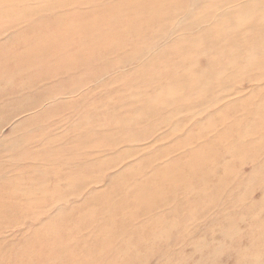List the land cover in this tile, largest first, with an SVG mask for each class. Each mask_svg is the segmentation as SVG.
Here are the masks:
<instances>
[{
	"label": "bare ground",
	"instance_id": "1",
	"mask_svg": "<svg viewBox=\"0 0 264 264\" xmlns=\"http://www.w3.org/2000/svg\"><path fill=\"white\" fill-rule=\"evenodd\" d=\"M67 1H57L56 4L55 0L46 2L53 7L51 11L53 12L55 8L60 10L66 8L69 4ZM200 1L161 0L171 13L167 14L171 19L167 23L180 15L192 16L187 22L170 26L165 24L161 26L160 21L164 16L160 13L146 15V11L151 9L150 0L115 2L99 8L94 16H87L82 22L66 24L65 27H61L60 36L55 38L43 35L28 37L26 34L29 29L44 27L40 24H12L14 20L12 14L7 10L0 11L1 17L9 16L13 19L8 24H1L0 28L4 27L7 35H13L17 41L23 43V49L16 55L8 51L13 58L0 63V72L3 77L9 76L6 78L17 74L20 76L23 73V80L24 78L29 80L18 86L4 81V78L0 82V121L8 120L9 116L4 113L10 112L8 113L10 115L13 112L21 113L28 110L26 106L32 105L24 100V104L21 103L23 97L20 95L11 97L14 93H20L24 85L38 89L45 84L42 87L46 89L43 96L52 102L47 103V108L42 107L37 112L39 115L36 114L24 121L36 123L39 128L37 132H40L39 142L41 143V139L46 140L38 144L39 142L33 138L26 137L35 133L25 135L28 131L32 132L27 129L19 131L25 135L23 138L27 142L22 141L30 144L36 142L27 148L38 144L36 152L42 153V158L46 157L40 159L41 161L30 158L26 165H36L40 170L47 167V171L51 166L54 173L49 174H52V181H55L49 198L45 197L50 189L47 187L48 183L43 180L34 183L32 176L28 178L27 174H23V182L11 184L10 188L5 187V191L0 189V228L8 223H16L22 218L24 220L32 216V212L39 210L42 212L47 205L62 200L64 196L60 195V184H73L76 189L101 177L102 173L99 174L98 169H103L108 163L100 164L94 155L103 151H114L119 145H126L142 138L145 133H140V124L153 128L157 124L169 122L173 114L184 108L197 111L193 131L187 132L185 137L176 139L168 148L156 150L149 163L142 159L135 166L128 167L116 177L109 179L106 191L90 193L81 204L57 207L48 221L21 233L15 243L22 258L15 260L10 253L5 252L0 254V264H143L141 252L152 258L153 264H159L164 256L171 260L172 256L181 255L178 249L172 248L173 241H184L187 247L199 243V238H194V241L185 239L186 235L183 234L185 226L189 228L188 233L194 237L193 231H196V228L199 230L204 228L206 223L219 225L211 232L220 239L214 244L216 246L213 253L217 255L224 243L223 240L233 236L242 227L243 222L244 229L246 224L258 226V229L245 230L246 237H252L256 242L247 244L248 248L243 249L244 251L236 252L231 248L236 253L235 258L240 261L230 264H264V97L260 99V107L257 108L251 107L252 100L257 97V90L243 100L227 104L221 109L215 107L218 95L234 91L241 79L264 78V25L260 22L264 12L261 17L257 15L264 10V0H223L210 3H207L209 2L207 0V4ZM227 1L233 3L220 10ZM1 2L6 6L5 9L18 4L17 0ZM190 2L191 6L187 7ZM23 4H28L27 0H23ZM202 12L205 14L199 19L193 17ZM70 15L73 16L71 13L66 17ZM210 18L219 23L218 27L205 28L204 31L208 34L201 36L199 41L192 40L190 48H177V45L167 43L173 40L183 41L188 33L186 28H192L191 32L202 28L201 23L207 24ZM93 20H97V23L90 26ZM49 21L55 22L53 19ZM62 21L64 22L62 18L56 19V22ZM183 24L191 26L184 27ZM118 27H123L127 31L128 41L121 39L116 31ZM70 29L72 37L77 33H82L83 36L77 39L65 37L67 35L63 32H70ZM166 29L168 34L165 32ZM177 32H180L181 37L172 38ZM96 38L102 39L101 46L93 44ZM203 38L208 39L205 41ZM6 41L7 39L5 43ZM209 42L211 43L205 46ZM164 45L171 49L165 50L164 48L168 46ZM1 47L4 48L2 45ZM148 52H151V56L149 55L146 62L140 63L139 59L143 58L141 56ZM195 52L197 54H193ZM155 54L156 58L153 57ZM239 54L246 56V59H238ZM79 64H85L84 66L89 64L92 73L96 70L101 74V70L108 74L117 67H120V71L106 75V80H101L102 77L90 78L91 75L85 70L75 78L71 72L84 68L78 66ZM128 66H130L128 70H122V67ZM237 67L240 72L235 76ZM213 71L224 74L225 79L221 83L223 89L220 91L221 85L215 88L219 82L218 77H214L209 84V77ZM99 73L95 77H98ZM109 83L114 85V90L103 93L102 89ZM90 85L94 86L88 87ZM77 86L85 89L78 91ZM211 87L215 89L211 91ZM120 91L126 93L127 101L122 96V101L125 102L121 103V99H117ZM114 94L116 100L112 101L110 96ZM76 99L84 103L80 115H85L83 118L78 117L82 121L81 125L70 124L61 136L54 138L56 141H49L47 138H50L52 126L45 115L53 109L73 110ZM88 99L92 100L90 104L87 103ZM65 102L71 104L67 105ZM207 110L211 112L203 122L201 115ZM90 114H104V119L90 123ZM138 115H144L145 118L138 122L135 119ZM228 121H231L230 124L225 125ZM180 127L181 122H177L171 131L175 134ZM20 134L19 140L22 139ZM67 141L71 142L62 148L58 147ZM171 148L181 149L184 154L165 165L158 166L155 173L148 172L147 169L153 160L165 152L168 154ZM143 150L146 149L142 148L141 151ZM20 155L22 156V153ZM61 156L67 160L63 161L60 159ZM244 164L249 166L248 172H243ZM7 167L8 164L0 161L1 171L8 170ZM16 167V163L10 164L9 171L2 173L3 177L6 179L20 177L17 176ZM63 173L67 176H62ZM232 190L243 195L237 202L242 212L236 210L237 206L232 203L219 204L231 195ZM251 192L253 194L257 192V196L253 202L247 203L245 199L251 196ZM29 208L33 211L27 212ZM220 213L221 219H227L223 227L220 225L222 221ZM232 214L234 218L235 215L239 216H236V229L235 224H232L235 219L232 221L228 219ZM166 220L170 222L165 224ZM208 231L209 229L204 230ZM110 234H113V237H110ZM203 244H206V240L197 244L195 251ZM223 263H226L225 258L220 256L216 264Z\"/></svg>",
	"mask_w": 264,
	"mask_h": 264
},
{
	"label": "rangeland",
	"instance_id": "2",
	"mask_svg": "<svg viewBox=\"0 0 264 264\" xmlns=\"http://www.w3.org/2000/svg\"><path fill=\"white\" fill-rule=\"evenodd\" d=\"M17 1H18L17 2L18 4L16 6L10 7L9 9H5L6 6L0 0V11L1 10L2 11L7 10L9 13L12 14V16H13L12 18L14 19L13 20L9 16H3V17L0 16V25L1 24H8L12 20H13L12 24H22V25H24V24H35V25L40 24L42 27H44L43 29H29L27 31L26 35L28 37H32V36H36V35H43V36H50L52 38H55L57 36H60L61 27H65L66 24H73L74 25L77 22H82V21L87 19L86 18L87 16H89V17L94 16L97 13L98 9L101 7H107V6H110L111 4H113L115 2L129 1V0H91V1H89V0H78L77 2L75 0H73V1L68 0L67 2L69 4L67 5L66 8H64L63 10L55 8V11H53V12H51L53 10V7L50 5V3L46 2L48 0H27L28 4H23V0H17ZM57 1L65 2L66 0L65 1L55 0V4ZM150 1H152L151 9L146 11V15L148 16L153 12L160 13L162 16H164L160 21L161 26L164 24L167 26H170L171 24H179V22L184 23V22H187L188 20H190L192 18L191 15H189L187 17H182L180 15V16L175 17V19L172 20L170 23H167L171 20L170 16H167V14H171L169 12L170 10L167 9L168 7L165 4H163L161 2V0H158V1L150 0ZM177 1H179V0H176V2ZM210 1L222 2L223 0H209V2H207V0H201L200 2L207 4V3H210ZM191 2H190V4H187L188 6L187 5L186 6L190 7ZM231 3H233V2L227 1L226 5L223 6L220 10H223L227 5H229ZM46 8L49 9L50 11L47 10ZM137 11H139V10L137 9ZM229 11H231V10H229ZM74 12H76V13H74ZM85 12H87V13L85 14ZM263 12H264V10L262 12H258L257 15L259 17H261ZM71 13L73 14V16L70 15V16L66 17L67 14H71ZM203 14H205V13L202 12L201 14H196L193 17L196 19H199V17H201ZM56 15L59 17H57ZM21 16H23L22 19H21ZM52 16H54L56 18H54ZM57 18H62V20H64V22L63 21L62 22H56ZM207 18L208 17L206 16V20H207ZM49 19H53L55 22L51 23L49 21ZM211 19L212 18H210V21H208L207 24L204 22L201 23V25H203V27L192 30V32H191L192 28L191 29L186 28L188 30V33L186 34V37H184L185 39L183 41L173 40L172 42L169 41L167 43H169V44L171 43L170 45L175 44V45H177V48H184V49L190 48L191 47L190 42L192 40L199 41L200 40L199 38L201 36H205L208 34V32L204 31L205 28L211 27V26H217L218 27L219 23H217L215 20H211ZM260 22H261V25H264V17L260 19ZM91 23L92 24L90 26H93L97 23V20L96 21L93 20V22H91ZM45 25H47V26H45ZM49 25H51V26H49ZM189 26H191V24H185L184 25V27H189ZM69 27H71V26L69 25ZM116 31L118 32V34H120V37L122 40H125V41L129 40L128 33L126 30H124L123 27L116 28ZM194 31H195V33H194ZM21 32H22L21 35L23 37V31H21ZM165 32L167 34L169 33L167 29L165 30ZM0 33H2V34H0L1 35L0 36V47H1V45L4 46V48H2V47L0 48V63L8 62V61H10L9 58H13V56H11L8 53V51H10L14 55H16L18 53V51L23 49V43H20L19 41H17L15 39V37H13V35H10L11 37L9 35H7V31L4 27L0 28ZM3 34H5V35H3ZM63 34L67 35L65 37H71V38H76V39L83 36L82 33H77L74 37H72V35H71L72 29H70V32L69 31L63 32ZM179 36L181 37L180 32H177L176 35L173 34L172 38L179 37ZM4 38H5V40L7 39L6 43H5ZM203 39H205V41H207L208 38H203ZM10 41H11V43H10ZM182 42H185V43H182ZM210 43L211 42H209L205 46H208ZM93 44L97 45V46H101L103 44V41L100 38H96L93 40ZM168 45H164V46H168ZM169 48L170 47L168 46L164 49L167 50ZM150 53L151 52L143 54L141 56L143 58L139 59V60H141L140 63L146 62L148 60V58L151 56ZM147 54H148V57H147ZM193 54H197V53L195 52ZM113 56H112V58H113ZM155 56H157V54H155L153 57H155ZM177 59H180V58H177ZM238 59L245 60L246 56H244L243 54H239ZM139 60H137V62H139ZM113 62H115V60H113ZM52 64L53 63H51V65ZM85 64H86V62H85ZM85 64H79L78 66L82 67ZM88 65L84 66V68H80L81 70L79 69V70H75V71L71 72V74H73L74 77L77 78V75L83 74L84 73L83 70H85V71H87V73H89L91 75L90 78L94 77L95 79H97V78L102 77L101 80L102 79L106 80L107 79L106 75H109V74L112 75V74H115L117 72L119 73V71H120V67H117L108 74H104L101 70H100L101 74L98 71L96 72V70L92 73V70L89 69ZM100 66H101V63H99L98 67H100ZM130 66L122 67V70L123 71L128 70V68ZM239 72H240V69H239V67H237V70L234 72V75L237 76L239 74ZM0 73H1L0 74V82H2L3 78H4L5 79L4 81H8L10 84L18 86V85H23V83L29 81L27 78H24V80H23V76H22L23 73L20 74L21 77L19 76V74H17V75H13L10 78H6L9 76H5V75L3 77L2 72H0ZM98 73H99V76L95 77V75ZM15 76H18L19 78L15 77ZM223 76H224L223 72L213 71L209 77V84H211V80L214 77H218V80H219L218 85H215V88H218L221 85V83L224 82L225 78H223ZM90 78H89V82H90ZM96 84H98V81L96 82ZM44 85L45 84L41 85L38 89L37 88H31L28 85H24L23 90H20V93H14L11 96V97H15L16 95H20V97H23V99L20 100L21 103L24 104V102H23V100H24L25 102H27V104H29V103L32 104L30 106L29 105L26 106V108L28 110H25L21 113L20 112H13L11 115L8 114L10 112H6V113L3 112L4 114H7V116H9V117H8V120H6V122H4L5 120H2L3 122L0 121V122H2V123H0V125H1L0 126V161L3 164H6V165L8 164V167H7L8 170H4V171H9L10 164H12L13 162L16 163L17 164V167H16L17 176H20V177L15 178V179H9V178L6 179L3 177L4 174H2L4 171L0 170V183H1L0 189H3L4 191H5V187L10 188L11 184L23 182V174H27L28 178H31V176H32V178L34 179L33 180L34 183L35 182L39 183L40 181L43 180L46 184L47 183L50 184V185L47 184V187H49L50 189H49V192L46 193L48 195L45 194L46 198H49L48 196H50L52 193L53 188H51V187L55 186V181H52V178H51L52 174L54 173L53 172L54 170L51 166L48 167V168H50L48 170L50 172H48L47 167L43 168V170H40L39 167H37L36 165H34V166L33 165L32 166L26 165V161L30 160V158L31 159H37V160L39 159V161L46 158L45 156H44V158H42V156H43L42 153L36 152V151H38V148H39L38 144H41L44 140H46V139H41L42 140L41 143L39 142L40 140H38V139H39L40 132H37V130L39 131L38 125L36 126V123H34L32 121H27V122L24 121L25 119H27L31 116H35L36 114L39 115L37 112L42 107L47 108L46 105H48L50 102H52V100L49 101V99L46 98V96H43V93H45V91H46V89H42V87ZM81 85H83V84H81ZM91 86H94V85H90L88 87H91ZM113 86L114 85L111 83L107 84V87L102 89L103 93L109 92L112 89L114 90ZM77 87H78V91L85 89L84 87H79V86H77ZM220 87H221V89L219 88V91L223 89V85H221ZM215 88L211 87V91H213ZM255 90H257V92H256L257 97H256V99L252 100V106L251 107H256V108L260 107L259 101L261 98L264 97V78H262L260 80H255L253 78L241 79L236 84V89L234 91L223 92V93H220L218 95V99H217V103H216L215 107H217V109H221L222 107L226 106L227 104L243 100L244 98L249 96ZM122 92L123 91H120L119 92L120 97L119 96L117 97V99H119V98L121 99V103L125 102V101H122L123 99L126 100V95H125L126 93H124V92L122 93ZM209 93H211L210 89H209ZM121 96L123 99L121 98ZM66 99H69V98H66ZM66 99H63V100H66ZM110 99L112 101L116 100L115 94L110 96ZM91 102H92V100H90V99L87 100L88 104H90ZM67 103L68 102H65V104H67ZM70 104H67V105H70ZM75 104L76 105L73 106V107H75L73 110L60 111L57 109H53L52 111L48 112L45 115L47 121L49 123H51V126H52V132L49 134L50 138L49 137L48 138L45 137V138H47L49 141L54 140V138H56V136H58V137L61 136L62 135L61 133H63L69 127L70 124L71 125L73 124L75 126L81 125L82 121H80L78 117L83 118V116L85 115V114L80 115L82 113L81 108H83L82 104H84V103L82 100L76 99ZM244 106H245V104H244ZM210 112H211V110H207L206 112H204V114L201 115V120H203V122H204L205 117H208L210 115ZM84 113H85V109H84ZM196 113H197V111L194 109L184 108L183 110L177 112L176 114H173L171 116V118L169 119V122H167V123L157 124L153 128H149L147 125H141L140 124V126H141L140 133H145L142 138L138 139L135 142H131L129 144H126V145H119L115 148L114 151H103L99 154H95L94 158L99 160L100 164L102 162L108 163V165L105 166L103 169H98V173L99 174L102 173V176L96 180H91L90 182H87L86 184H84L82 186L76 187V189L74 188L73 184H67V185L65 184L66 186L63 184H60L59 185L60 186V188H59L60 195L64 196V198L62 200H60L59 202H54V203L47 205L46 208L42 209V212L40 210L36 211V212H32L33 213V214H31L32 216H29V217L25 218L24 220L22 218L20 221H18L16 223H14V222L8 223V225H6L5 227L0 228V246L2 245L0 247V254H4L6 252V254L10 253V255H12V258L15 260H17V258L21 259L22 256L19 252V247L17 246V243H15V242H17V239L21 236L22 232L37 228L41 223L48 221L49 218L51 217V214L53 213V211L59 206L65 207V206H70V205L81 204L85 201L86 197L90 193L106 191L107 187H108L109 179L116 177L121 172L125 171L126 168H128V167L131 168V167L135 166L140 160L143 159V161L149 163L151 161V158L154 157V153L156 150H163V149L168 148V146L172 145L176 141V139H180L182 137H185L187 132L194 130V128L196 126V119L194 118V116ZM103 117H104V114H90L89 118L91 121L90 120L89 121H90V123L93 121H102L104 119ZM143 118H145L144 115H138L135 117V119L138 122L140 120H142ZM177 122H181V127L177 131V133L174 134L173 131H171V130L174 128V125ZM230 122L231 121L225 122V125L230 124ZM24 125H26L25 126L26 128L24 127ZM98 128H96V129H98ZM20 129L22 132L25 131L26 129H27V131L30 130V132H32V133H28L29 132L28 131L25 135L35 133L33 136L28 135L26 137L33 138L34 141L39 142L35 146L36 149L34 146L27 148L28 145H31L32 143L34 144L36 142H32L31 144H30V142L26 143L27 142L26 139L24 140V138H23V137H25V135L20 134V133H22L21 131H19ZM32 130H35V131H32ZM14 132H17V133H14ZM170 132H172L173 134H171ZM8 133H10V135H8ZM19 134L21 136L20 139L22 138L21 140H19V138H18ZM36 134L38 136H35ZM12 136H15V137L13 138ZM40 138H41V136H40ZM22 140H24L26 142H24ZM54 141H56V139ZM22 142H23V144H22ZM69 142H71V141L63 142L62 144H59L58 147L62 148L64 146H66ZM19 147H21V149H23V150H21ZM58 147H57V150H58ZM14 148H16L17 150ZM55 148H56V146H55ZM142 148H144L146 150L141 151ZM33 149H35V150H33ZM15 150L17 152H15ZM32 150L35 151L36 153L33 152ZM129 150H132V151H129ZM21 153H22V156L20 155ZM9 154H10V156H9ZM182 154H184L183 150L171 148V149H169L168 154L165 152L163 155L155 158L153 160V162L150 164V166L148 167L147 171L150 173H155L158 166L165 165L170 160H172L175 157L182 155ZM77 155H80V154H77ZM12 156H16L15 157V158H17L16 161H15V158H11ZM5 157H7V158H5ZM9 158H10V160H9ZM61 158L63 159V161L67 160L66 157L61 156L60 159ZM20 159H22V160H20ZM23 160H24V162H23ZM242 170H243V172H248L249 166L247 164H244L242 166ZM46 171H47V173H46ZM49 173H52V174H49ZM65 173H67V171H65ZM65 173H63L62 176H64V175L67 176V174H65ZM69 174L71 175L72 173H69ZM251 193H252L251 196L249 198L245 199L247 203L253 202L257 196V194H256L257 192L254 194H253V192H251ZM241 198H243V195H240L238 192L232 190L231 195L228 196L224 202H221V203L218 202V203L223 204V205L224 204L226 205V203H232L235 206H237L236 210L241 211L238 204H237L238 200ZM222 199H223V195L220 196V200H222ZM244 209H245V207H244ZM26 211L29 212V211H33V210L31 208H29ZM219 215H220V219H221V213ZM236 216L237 215H235V218H234V215L232 214V216L230 218H228V219H230V221L235 219L234 222L232 223V224H235L234 229H236V227H237V225L235 223L236 218L239 217V216H237V217ZM164 218H167V217H164ZM169 220H171V219H169ZM169 220H166L164 223L168 224L170 222ZM221 220L223 222L221 221L220 225L223 227L224 226L223 224L227 219L223 218ZM254 226H255V228H253ZM218 227H219L218 224L213 226V224H211V223H206V226L204 228H202L200 230L198 228H196V231H193V232H195L194 237H193L192 236L193 234L188 233L189 228L187 226H185V228L183 229V234H184V236L186 235L185 239L189 238L190 240L194 241V238H199V240H198L199 243L202 242L203 240L204 241L206 240V244H203L202 247L198 248V250L195 251L196 245L199 243H197L193 247H187L186 245H184V243H183L184 241L183 242L178 241V240L173 241L172 245H171L172 248L174 250L178 249L177 251H180L181 255H179L177 257L172 256L171 260L173 259V261H171L167 256H164L160 259L159 264H195V263L196 264L197 263L198 264H211V263L216 264V261L218 262V259L220 258V256H223L225 258V261H226L225 264H230L232 262L238 263V261H240V260L237 257L235 258L236 253L231 248H234L236 250V252H239L241 250L244 251L243 249L248 248L247 244L252 243V242L255 243L256 241L254 240V238L248 237V238H251V239H248L246 237L245 230L258 229V226H256L255 224H246V228L244 229V222H243L242 227L233 236H230L225 241L223 240L224 247L222 245L220 252L217 254L219 256H217V255H215V253H213V252H215L214 246H216L214 244H216L220 239L218 236L216 237L215 235L211 234V232H212V230H214V228L217 229ZM205 229H209V231H208L209 233L204 232ZM174 234L176 235V232H174ZM109 236L113 237V234H110ZM236 237H238V238H236ZM235 240L237 242H235ZM174 242H176V243H174ZM230 244H234V246L230 245ZM173 245H175V246H173ZM211 245H213V246H211ZM243 245H244V247H243ZM20 246L21 247L23 246L22 241L20 242ZM178 246H179V248H178ZM209 246H210V248H209ZM210 249H211V251H210ZM203 250L204 251L206 250V252H204ZM208 251H210V253H207ZM140 254L143 256V258H142L143 264H153L152 258L146 257L144 252H141ZM19 255H20V257H19ZM200 260H201V263H199ZM180 261H182L183 263H181ZM193 261H194V263H193ZM135 264H139V263H135Z\"/></svg>",
	"mask_w": 264,
	"mask_h": 264
}]
</instances>
